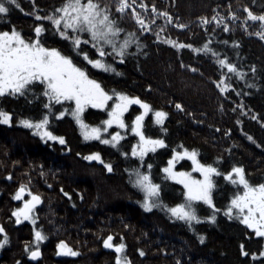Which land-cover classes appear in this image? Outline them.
<instances>
[{
    "label": "trees",
    "instance_id": "obj_1",
    "mask_svg": "<svg viewBox=\"0 0 264 264\" xmlns=\"http://www.w3.org/2000/svg\"><path fill=\"white\" fill-rule=\"evenodd\" d=\"M18 3L19 8L12 5L9 13L0 14V31L15 28L26 39H35V26L43 24L45 31L40 39L46 47L73 57L109 93L115 90L139 97L153 110H163L168 116L163 125L154 122L152 112L145 117V134L163 139L165 146L149 152L142 162L131 155L132 145L139 139L131 127L118 130L123 139L116 146L97 139L85 140L71 115V102H52V108L46 109L44 105L50 102L43 95L42 86L34 85L23 95L0 96V109L12 113L11 124H0V222L6 219L5 246L10 247V252L5 257H10V264L21 253L22 238L26 251L37 246L34 229L47 236L38 245L42 248L41 258L35 264H53L54 248L61 240L78 255L74 262L62 257L58 264H113L114 253L106 252L104 256L98 253L99 240L108 235L113 236L116 244L126 245L124 255L130 264H177V261L179 264H264V257H259L258 251L260 239L244 231L239 219H229L224 213L236 186L223 176L214 177L217 186L213 189V202L220 209L215 222L205 219L213 211L208 205L198 206L202 219L194 231L204 238L203 249L187 263L184 247L190 244L180 238L182 220L173 217L166 208L145 211L140 203L143 193L129 182L126 171L139 168L149 172L153 182L161 186L159 196L168 207L185 199L182 184L163 171L173 150L194 149L197 159L214 164L222 173L233 166H243L252 184L264 183V39L256 35L264 29L259 21L246 20L245 10L264 15V0H136V11L144 17L150 31L141 30L131 8L120 17L119 24L125 29L122 37L128 32L135 33L140 47L132 44L123 61L119 57L106 58L116 72H104L88 65L48 21L36 19L37 15L52 14L62 0H18ZM141 3L148 5L146 10L140 8ZM153 6L157 9L155 13ZM164 12L171 17L170 22L161 15ZM231 13H235L236 19ZM213 16L223 17V23L217 24ZM201 18H207L210 23L203 24ZM178 24L186 27H177ZM224 24L228 25V31H224ZM168 39L193 47H174L166 42ZM205 43L220 59L227 57L235 64L243 78L222 69L217 57L194 51ZM83 47L90 56L95 53L90 43ZM222 77L231 84L226 92L217 87ZM65 109L68 111L64 116L57 115ZM141 111L139 105H130L124 113L125 123L131 125ZM46 113L50 130L63 136L65 144L42 140L18 123L25 118L38 120ZM107 114L106 109L89 106L83 119L89 125L103 127ZM113 129L103 132L102 138L110 139ZM93 152H99L105 163H111L113 171L108 172L99 161L83 158ZM189 161L187 157L178 159L174 170L188 171ZM148 164L152 165L151 169ZM21 184L39 194L41 203L34 214L35 225L24 223L20 230L14 228L10 215ZM190 240L191 243L193 239Z\"/></svg>",
    "mask_w": 264,
    "mask_h": 264
},
{
    "label": "snow or ice",
    "instance_id": "obj_2",
    "mask_svg": "<svg viewBox=\"0 0 264 264\" xmlns=\"http://www.w3.org/2000/svg\"><path fill=\"white\" fill-rule=\"evenodd\" d=\"M12 5L17 8L20 7L18 0H0V14L9 13ZM135 5L136 0H62L60 7L54 9L52 14L43 17L37 15L36 19L48 21L55 31L69 42L77 55L83 57L88 65L102 69L104 72H116V69L111 63H108L106 58L119 57L123 61L132 44H135L137 48L140 47V41L135 33L128 32L122 37L121 34L125 33V29L119 24L120 17L131 8V15L136 19L141 30L150 31L144 17L136 11ZM147 7L146 4H140L142 9L146 10ZM245 10L247 11L246 20L259 21L260 28L264 29V15H256L248 9ZM152 12H157L154 6ZM161 15L167 18L169 22L171 21L167 12L161 13ZM231 15L233 19H236L235 13H231ZM212 19L216 20L217 24L224 21L223 17L217 19L213 16ZM152 22L154 23V20ZM201 22L203 24L210 23L207 18H201ZM177 27L184 28L186 25L178 24ZM34 31L35 39H26L15 28L0 31V96L5 94L23 95L34 85H37L43 87V95L50 102L44 105L46 109L52 108V102L61 104V102L73 101L75 107L71 109V115L80 126L85 140L97 139L101 143L116 146L118 141L123 139L119 132L111 133L110 139H103L101 134L107 132L108 128L114 124L121 129L131 127V131L139 137L137 144L132 145L131 155L139 157L142 162L149 152H155L157 148L165 146L163 139L147 136L143 129L145 117L150 112H152L154 122L157 125L164 124L168 116L167 112L153 110L149 103L139 97L128 96L115 90L109 93L96 79L90 77L86 67L79 66L74 62L73 57L64 54L57 48L46 47L41 42V33L45 31L43 24H37ZM224 31H228L227 24H224ZM256 35L264 39V31L257 32ZM166 42L174 47H193L192 45L178 44L170 39ZM89 43L95 49L92 56L83 47ZM194 51L217 57L216 62L222 69L227 68L228 72L236 73L240 78H243V73L239 71L237 66L229 62L227 57L220 59L219 54L209 47L208 43H205L201 48L194 49ZM217 87L220 88L221 92H226L231 88V84L226 83L225 77H222L218 81ZM113 100L114 102L110 105L109 101ZM133 104L139 105L143 111L136 115L129 125L125 123L124 113ZM89 106L107 110L108 119L102 122L103 127L92 126L85 122L83 113ZM176 107L179 109L181 105L176 104ZM65 111L68 109L60 111L57 115L62 117ZM11 123L12 113L0 109V124L9 125ZM18 123L32 130L33 134L42 140L59 141L61 145L66 143L63 136L55 135L50 130V118L47 113L38 120L25 118L19 120ZM164 130L166 131V129ZM248 139L252 140V137L249 136ZM124 155L127 156L128 153H124ZM184 157L191 160L193 171L198 172L201 178L193 176L190 172L174 170L176 161ZM83 158L88 161H99L108 172L113 171V165L105 163L99 152H93ZM147 167L151 169L152 165L148 164ZM126 171L129 172V182L143 193V200L140 203L145 211H151L154 207L166 208L173 217L184 221L190 227L194 221L199 223L202 219L198 215V206L201 203L208 205L213 210L212 214L205 219L215 222L216 212L220 209L216 208L213 202V189L217 186L214 177L223 176L225 180L236 186L235 193L224 209L225 215L229 219H239L242 224L254 230L256 236L264 237V183L252 184L247 178L243 166H233L230 171L222 173L214 164L202 163L197 159V152L194 149L184 148L183 152L173 150V156L163 171L168 174L169 178L183 185L185 199L184 202L172 207L161 202L159 196L161 186L153 182L149 172L141 171L139 168L126 169ZM26 192L30 199H23ZM64 195L67 196L68 193L65 192ZM14 199H23V205L12 212V216L16 217V223L19 224L21 219H24L31 220L35 225L34 210L41 203V196L32 193L25 185L21 184ZM0 233H4V238L0 239V248H3L8 243V237L3 226H0ZM46 239L47 236L41 230L34 229V242L37 246L29 251V255L33 259L40 256L38 245ZM200 239L203 243L204 238L201 237ZM103 245L107 249H114L115 264H130L128 257L124 255L126 245L123 242L114 244L113 236L108 235L103 240ZM57 248L59 249L58 254L78 255V252L63 240L58 243ZM241 249L243 250V245H241ZM244 254L247 255V253ZM140 255H144L143 251L140 252ZM260 256H264V251L260 253Z\"/></svg>",
    "mask_w": 264,
    "mask_h": 264
},
{
    "label": "flooded vegetation",
    "instance_id": "obj_3",
    "mask_svg": "<svg viewBox=\"0 0 264 264\" xmlns=\"http://www.w3.org/2000/svg\"><path fill=\"white\" fill-rule=\"evenodd\" d=\"M30 197L27 195V192L24 194V197L23 199H29ZM23 199L22 200H18V202H14L15 203V206H18L21 207L23 205ZM17 206V207H18ZM38 208V206L35 208L34 210V214L36 212V209ZM12 214V212H11ZM6 221V219L4 220ZM0 222V226H3V227H6L7 225H4L5 222ZM11 221L13 223V226L14 228H18V229H23L25 226L24 223L26 224H29V223H32L31 220H28L26 222L22 221L17 224L16 223V217L12 216L11 217ZM241 223V222H240ZM197 223L193 222L192 226L190 227L187 223H185L184 221L181 222V240L185 241V243L189 242L190 245H185L184 249H185V260L186 262H192L197 255H199L201 252H202V242H201V237H199L198 233L196 231H194L196 228L195 225ZM242 224V223H241ZM244 226V231L246 230L247 232L251 233L252 235H254V237H258L256 236L254 233V230L252 229H249L246 225L242 224ZM193 227V228H192ZM92 237V236H91ZM4 238V233H0V239H3ZM193 239V241L190 243V239ZM260 240V246H261V249L258 250L259 251V257H264V256H260V253L262 252V248H263V245H262V237H258ZM105 239V238H104ZM104 239H101L99 240V245H100V250L98 251L99 255H103L104 254H107L106 252H112L114 253L113 256H112V263L115 264V252L112 250V249H106L104 248V245H103V240ZM114 244H116V242H113ZM36 246V244H34ZM20 249H19V252L21 251L20 255L19 256H14V264H17V262H19V264H28L29 262H31L32 264H35L37 263L38 261H40V258L41 256H38V258L36 259H32L31 256L29 255V251H26L27 250V247L25 246V241H24V238L21 239V242H20ZM188 246V247H187ZM42 248L40 247V253H41V250ZM4 251H7V253L3 254ZM8 252H10V247L8 246H4L3 248H0V264H10V257H8L6 259L5 255H8ZM59 252V249L56 247L54 248V253H53V258L55 260V262L53 264H58L59 262H61L62 260V257L66 258V257H69L72 262L76 261L77 257L75 256H68V255H57ZM97 253V254H98ZM103 253V254H102ZM247 253V252H246ZM41 255V254H40ZM246 256V255H245ZM247 257H249V260L251 259L250 255L247 254ZM197 259V258H196ZM198 260V259H197ZM95 264H101V263H98V262H95Z\"/></svg>",
    "mask_w": 264,
    "mask_h": 264
},
{
    "label": "rangeland",
    "instance_id": "obj_4",
    "mask_svg": "<svg viewBox=\"0 0 264 264\" xmlns=\"http://www.w3.org/2000/svg\"><path fill=\"white\" fill-rule=\"evenodd\" d=\"M68 102H71V108L73 109L74 107H75V103L73 102V101H68ZM106 119H108V114H107V118ZM111 127H113L114 129L113 130H111L110 131V134L111 133H113V132H118V130H120L121 128H119L117 125H112ZM110 128V127H109ZM108 128V129H109ZM104 133H106V132H104ZM139 140V139H138ZM190 162V168L188 169V171H186V172H190L193 176H195V177H197V178H201L200 177V174L198 173V172H195V171H193V166H192V162H191V160L189 161ZM177 164V162L175 163V165ZM175 168V167H174ZM175 171H182V170H175ZM176 181V180H175ZM183 186V185H182ZM184 189V188H183ZM17 191V190H16ZM14 201L16 202H18V200H16V199H14ZM16 202V203H17ZM17 206H18V204H17ZM17 206H13V208L11 209V212H13L16 208H18ZM12 217V214L10 215V218ZM22 221H24V222H26V221H28V220H24V219H21ZM255 234V233H254ZM262 245H263V248H262V251H264V237H262Z\"/></svg>",
    "mask_w": 264,
    "mask_h": 264
},
{
    "label": "water",
    "instance_id": "obj_5",
    "mask_svg": "<svg viewBox=\"0 0 264 264\" xmlns=\"http://www.w3.org/2000/svg\"><path fill=\"white\" fill-rule=\"evenodd\" d=\"M30 199V198H29ZM38 206V205H37ZM36 206V207H37ZM105 248V247H104ZM107 249V248H106ZM113 251H114V249H112ZM115 252V251H114ZM57 255H59V256H61V255H64V254H57ZM32 258V257H31ZM38 258V257H37ZM33 259V258H32ZM36 259V258H35Z\"/></svg>",
    "mask_w": 264,
    "mask_h": 264
}]
</instances>
